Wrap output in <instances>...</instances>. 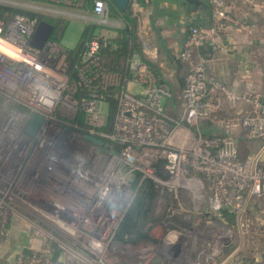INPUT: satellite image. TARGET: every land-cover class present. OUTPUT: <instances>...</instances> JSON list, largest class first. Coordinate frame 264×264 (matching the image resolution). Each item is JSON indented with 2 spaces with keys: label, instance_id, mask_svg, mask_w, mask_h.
<instances>
[{
  "label": "built area",
  "instance_id": "built-area-1",
  "mask_svg": "<svg viewBox=\"0 0 264 264\" xmlns=\"http://www.w3.org/2000/svg\"><path fill=\"white\" fill-rule=\"evenodd\" d=\"M32 1L49 0L0 5L27 11ZM209 8L210 30L191 27L178 53L186 73L175 115L166 110L170 88L150 66L157 52L149 40H138L141 52L128 56L123 75L101 69L98 54L110 44L95 36L69 70V51L55 41L30 45L36 19L0 17V242L14 238L15 226L28 234L13 264H58V256L72 264H114V237L134 198L136 173L174 192L193 193L197 183L206 215L227 210L240 218L253 200H264V94L232 92L206 70L197 51L234 23L224 0H210ZM88 19L116 25L106 0L92 1ZM110 96L117 108L106 130ZM240 102L249 109L219 116L224 103L234 109ZM33 115L42 124L29 135ZM241 141L256 143L257 151L242 158ZM159 161L166 179L157 175Z\"/></svg>",
  "mask_w": 264,
  "mask_h": 264
},
{
  "label": "rangeland",
  "instance_id": "rangeland-1",
  "mask_svg": "<svg viewBox=\"0 0 264 264\" xmlns=\"http://www.w3.org/2000/svg\"><path fill=\"white\" fill-rule=\"evenodd\" d=\"M30 5L32 8L27 9L28 12L65 21L63 30L55 35L53 41L66 51L74 50L81 41L84 29L95 25L88 19L90 13L84 0L32 1ZM98 29L99 26L95 25L92 32L97 33ZM255 54L258 64L264 69V46L257 48ZM129 89L135 88L131 85ZM179 90L180 87L174 90L175 101L170 99L168 102L166 110L169 115H175ZM238 109L244 111L246 107L240 105ZM223 110L227 119L234 116V110L227 104ZM103 113L107 115L106 105L103 106ZM200 126L207 131L210 127L205 124ZM211 132L219 133L217 130ZM238 147L240 156L245 158L254 154L258 146L241 141ZM157 188L159 192L151 210L152 219L144 226L148 240L129 245L114 239V264H167L165 261L168 259H162V252L172 256L169 262L173 264H215L233 252L226 264H240L241 261L249 264L255 257L260 259L264 255V200H255L256 206L248 207L240 218L227 210L224 215H206V202L187 188H178L176 192L160 186ZM137 189L133 188L135 194ZM170 231L179 233L178 237L171 239L167 236ZM216 249H226L224 256L214 255L213 250Z\"/></svg>",
  "mask_w": 264,
  "mask_h": 264
},
{
  "label": "crops",
  "instance_id": "crops-1",
  "mask_svg": "<svg viewBox=\"0 0 264 264\" xmlns=\"http://www.w3.org/2000/svg\"><path fill=\"white\" fill-rule=\"evenodd\" d=\"M224 1L234 23L219 31L197 53L205 57L206 70L225 84L230 91L240 92L251 89L264 94V69L258 64L255 54L257 48L264 46V0ZM209 2L210 0H195V2L191 0H130L128 3L127 8L135 19V37L137 40H149L150 45L156 49L157 58L152 64L161 81L170 88L173 102L175 101L174 90L180 87V93L186 73V66L178 59V53L191 27H197L203 31H208L212 27ZM110 21L116 25L99 26L97 33L92 32L93 36L109 41L115 40L118 30L125 26V22L122 18L112 17L111 14ZM131 85L136 88L134 84H129ZM240 105L246 107L244 111L249 109L244 102L238 103L234 109L228 106L236 112L240 110L238 109ZM225 113L226 111L223 110L219 116H224ZM253 145L257 146L256 143ZM255 200L250 204L251 208V205L256 206ZM222 214L224 215L225 212L223 211ZM27 239L28 234L25 230L21 226H15L14 238L10 242H0V264H13L14 254L26 244ZM213 251L214 255L220 257L224 256L226 249L219 253ZM164 253L162 252V259H168V262H165L173 264L169 262L172 256L168 257V254ZM233 253L223 257L220 263L215 261L214 263L226 264ZM58 264L72 263L65 262L58 256ZM240 264H245V261H241ZM249 264H264V255H261L260 259L255 257Z\"/></svg>",
  "mask_w": 264,
  "mask_h": 264
},
{
  "label": "trees",
  "instance_id": "trees-1",
  "mask_svg": "<svg viewBox=\"0 0 264 264\" xmlns=\"http://www.w3.org/2000/svg\"><path fill=\"white\" fill-rule=\"evenodd\" d=\"M93 0H84L85 8L90 13L92 8ZM109 5L110 14L112 17L122 18L125 22V26L118 30V36L115 40L109 41L110 46L101 49L99 56V65L102 70L107 73H119L124 74L126 70V60L133 51L140 53V44L136 39L134 34V25L135 19L131 16L130 11L126 8L125 11H119L116 6L110 1L106 0ZM9 14H21L25 15L28 19H36L37 23L41 20H44L53 26V31L50 36L51 40H55V35L61 32L64 28V20H53L46 16L36 14L33 12L23 11L15 8H10L7 6L0 5V17L4 13ZM95 26V25H94ZM86 27L84 29L81 41L72 51H69V70L72 69V66L76 60L77 54L83 47L85 40H89L93 37L92 31L93 27ZM104 40V39H100ZM112 44L116 45V48H112ZM154 72L157 74V70L153 64L150 65ZM107 115H106V130L111 128L115 111L117 108V101L113 96H110L106 99ZM199 130L203 135H209L204 126H200ZM207 131V132H206ZM157 175L166 179L167 173L163 168V161H159L156 164ZM132 187H138L137 193L132 199L128 209L126 210L124 217L122 218L116 233L115 240L123 244L136 245L140 241L148 240V234L144 229L145 223L152 219V208L156 197L158 196V188L155 184L149 179H143L141 181V175L136 173L132 178Z\"/></svg>",
  "mask_w": 264,
  "mask_h": 264
},
{
  "label": "water",
  "instance_id": "water-1",
  "mask_svg": "<svg viewBox=\"0 0 264 264\" xmlns=\"http://www.w3.org/2000/svg\"><path fill=\"white\" fill-rule=\"evenodd\" d=\"M119 11H125L128 3L130 0H110ZM192 2H195V0H191ZM53 31V26L49 24L48 22L41 20L38 22L34 34L31 38L30 45L34 48H41L44 43L50 38ZM42 124V120L33 115L30 116L26 122L25 125V131L29 135H34L38 129L40 128ZM86 139L89 141L97 144V145H103V142L101 140H97L93 137L86 136Z\"/></svg>",
  "mask_w": 264,
  "mask_h": 264
},
{
  "label": "bare ground",
  "instance_id": "bare-ground-1",
  "mask_svg": "<svg viewBox=\"0 0 264 264\" xmlns=\"http://www.w3.org/2000/svg\"><path fill=\"white\" fill-rule=\"evenodd\" d=\"M192 186H193V191L195 194H197L196 197L200 198V195H199V192L197 191V183L193 182L192 183ZM179 233H170L169 235L167 236H170L171 239H176L178 237Z\"/></svg>",
  "mask_w": 264,
  "mask_h": 264
}]
</instances>
